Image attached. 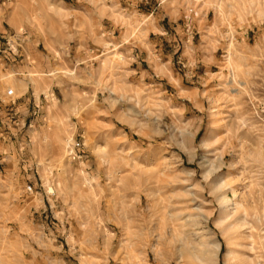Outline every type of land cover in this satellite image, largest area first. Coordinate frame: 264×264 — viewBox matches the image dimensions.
<instances>
[{"label": "rangeland", "instance_id": "obj_1", "mask_svg": "<svg viewBox=\"0 0 264 264\" xmlns=\"http://www.w3.org/2000/svg\"><path fill=\"white\" fill-rule=\"evenodd\" d=\"M263 258L264 0H0V264Z\"/></svg>", "mask_w": 264, "mask_h": 264}, {"label": "bare ground", "instance_id": "obj_2", "mask_svg": "<svg viewBox=\"0 0 264 264\" xmlns=\"http://www.w3.org/2000/svg\"><path fill=\"white\" fill-rule=\"evenodd\" d=\"M212 110H213V108H212ZM212 110H211V112H212ZM214 111V110H213ZM214 113V112H213ZM214 115V114H213ZM205 142V141H204ZM207 144V143H206ZM206 146V145H205ZM207 174V173H206ZM205 174V178H208L207 176H208V174L206 175ZM251 184V183H250ZM246 185V184H245ZM249 185V184H248ZM218 188V187H217ZM219 188H220V186H219ZM248 188V187H247ZM217 190L216 189V187L214 188L213 186L212 187H210V190ZM233 192H234V194H235V192H236V190L235 189H233L232 190ZM241 195V194H240ZM236 196V195H235ZM218 202H219V204L223 207V208H225V206H227L228 205V203L230 202V199H228V198H226V197H224V196H220V197H218ZM241 202V201H240ZM240 202H233V207L232 208H230V209H228L229 210V213H238L239 211H240V209L242 208V206H241V204H240ZM262 204V203H261ZM253 205V204H252ZM253 208V207H252ZM245 210V209H244ZM242 212H243V209H242ZM243 214V213H242ZM262 214V213H261ZM236 215V214H235ZM235 215H233V216H235ZM241 215V214H240ZM243 216V215H242ZM226 217V216H225ZM237 218V217H236ZM241 218V217H240ZM237 221H239V220H237ZM237 221L235 222V223H237ZM222 222V220H220L219 221V223H217L218 225L220 224ZM234 223V222H233ZM233 223H232V225H233ZM235 223H234V225H235ZM221 225V224H220ZM239 225H242V223H241V219H240V221H239V223H237V225L236 226H238L239 227ZM249 225V224H248ZM236 226H235V228H236ZM243 226V225H242ZM242 226H240V227H242ZM174 227H176V226H174ZM234 228V227H233ZM245 228H246V226H245ZM237 229V228H236ZM240 229H244V228H240ZM224 230V229H223ZM223 230L221 231V233L223 232ZM170 231V230H169ZM237 231V230H236ZM239 232L241 231V230H238ZM238 231H237V233H238ZM249 231V230H248ZM255 231V230H254ZM173 232V231H172ZM223 234V233H222ZM240 234V233H239ZM239 234H237V236L239 235ZM171 235H173V234H171ZM169 236V235H168ZM250 236H252V235H250ZM261 237V236H260ZM244 238V237H243ZM242 238V239H243ZM261 239V238H260ZM262 240V239H261ZM180 242V241H179ZM254 242V241H253ZM255 243V242H254ZM251 244V243H250ZM255 245V244H254ZM192 247V246H191ZM194 247V246H193ZM245 247H247L246 245H245ZM244 247V248H245ZM216 250H218V242H217V244H216V248H215ZM214 249V250H215ZM248 249V248H247ZM249 249H251V248H249ZM258 250V249H257ZM183 252V251H182ZM213 252H215V251H213ZM207 252L204 250V249H202V248H197V250H194L193 251V253L191 254L192 255V257H193V259L194 258H196L197 260L199 259V260H203L204 258H208L210 255H213V253H211V254H209V253H207ZM215 254H216V252H215ZM230 254V253H229ZM184 257L186 256L187 257V252H184ZM182 255V256H183ZM242 255V254H241ZM255 255V254H254ZM188 256H190V255H188ZM183 257V258H184ZM246 257V256H245ZM211 257H209L208 259L209 260H211L210 259ZM257 258H259V257H257ZM261 258V257H260ZM186 259H188V257L186 258ZM190 259H192L191 257H190ZM189 259V261H191ZM245 259V258H244ZM264 259V258H263ZM263 259H261V261L263 260ZM196 260V261H197ZM212 260H213V258H212ZM212 260H211V262H212ZM247 260H250V259H247ZM195 261V260H194ZM206 261V260H205ZM201 262V261H200ZM203 262V261H202ZM247 262V261H246ZM250 262L251 261H249V264H250ZM258 262V261H257ZM199 263V262H198ZM252 263V262H251ZM262 264H264V263H262Z\"/></svg>", "mask_w": 264, "mask_h": 264}]
</instances>
